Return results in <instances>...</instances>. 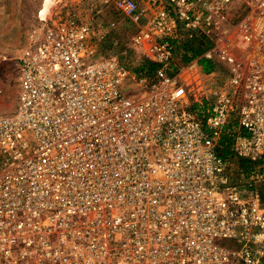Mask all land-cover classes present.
<instances>
[{
  "label": "built area",
  "instance_id": "2783aa9c",
  "mask_svg": "<svg viewBox=\"0 0 264 264\" xmlns=\"http://www.w3.org/2000/svg\"><path fill=\"white\" fill-rule=\"evenodd\" d=\"M90 5L41 10L19 58L0 264H264V0ZM117 28L154 72L104 50Z\"/></svg>",
  "mask_w": 264,
  "mask_h": 264
},
{
  "label": "rangeland",
  "instance_id": "374dc122",
  "mask_svg": "<svg viewBox=\"0 0 264 264\" xmlns=\"http://www.w3.org/2000/svg\"><path fill=\"white\" fill-rule=\"evenodd\" d=\"M45 1L0 0V115H10L17 109L20 92L18 61L31 47L34 31L41 28L39 14L45 9ZM91 1L93 0H50L47 6L54 15L77 10L88 16L93 8ZM103 17L111 19L115 15L112 12L105 15L104 11ZM130 37V29L117 28L102 39L103 48L117 54L127 65L138 67L146 56L131 48Z\"/></svg>",
  "mask_w": 264,
  "mask_h": 264
},
{
  "label": "trees",
  "instance_id": "16d2710c",
  "mask_svg": "<svg viewBox=\"0 0 264 264\" xmlns=\"http://www.w3.org/2000/svg\"><path fill=\"white\" fill-rule=\"evenodd\" d=\"M205 46V41L204 40H200L199 45L195 47V52H193V56H198L201 51L204 49ZM203 67L206 70H211L212 69V64L210 63V61H208L206 58H199L198 60ZM156 68V64L153 62L148 61L147 59H144L140 65L138 66L137 70H147V72L152 73L154 72ZM232 143H233V139L231 136L228 135H224L221 139V144H222V149L221 152L225 157H232L233 153H232ZM234 157V156H233ZM239 165L240 167H249V164L247 161L245 160H239Z\"/></svg>",
  "mask_w": 264,
  "mask_h": 264
},
{
  "label": "bare ground",
  "instance_id": "6f19581e",
  "mask_svg": "<svg viewBox=\"0 0 264 264\" xmlns=\"http://www.w3.org/2000/svg\"><path fill=\"white\" fill-rule=\"evenodd\" d=\"M49 2H50V0H46V1L44 2V4H45V5H44V7H45V9H44V10H46V9H47V7H48L47 5H48V3H49Z\"/></svg>",
  "mask_w": 264,
  "mask_h": 264
},
{
  "label": "crops",
  "instance_id": "0c3cea01",
  "mask_svg": "<svg viewBox=\"0 0 264 264\" xmlns=\"http://www.w3.org/2000/svg\"><path fill=\"white\" fill-rule=\"evenodd\" d=\"M102 1H104V0H97V3L102 4ZM140 1H142V0H140Z\"/></svg>",
  "mask_w": 264,
  "mask_h": 264
}]
</instances>
